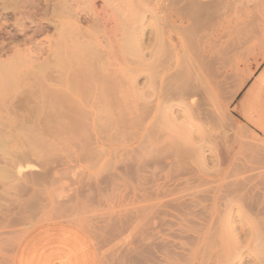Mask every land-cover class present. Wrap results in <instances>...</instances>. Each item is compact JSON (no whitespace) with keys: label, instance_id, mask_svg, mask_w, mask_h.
I'll use <instances>...</instances> for the list:
<instances>
[{"label":"rangeland","instance_id":"374dc122","mask_svg":"<svg viewBox=\"0 0 264 264\" xmlns=\"http://www.w3.org/2000/svg\"><path fill=\"white\" fill-rule=\"evenodd\" d=\"M62 1H64V0H57L54 2L55 3L57 2V6L58 5L60 6V7L58 6V8H62L61 6L68 5V7H70L71 11L69 8H67V6L63 7V9L65 8L64 10H66V8L69 9L70 12L69 11L68 12L70 14L67 13L68 14L67 15L65 13L66 11L64 13H62L63 9H60V12H58V14L60 16L65 17V18L58 17V20L64 21V22L68 21V23H75L74 25H77V27H78L77 30H75L73 32V36L75 37V39L78 40V38L79 39L81 38L80 40L77 41L78 42L77 44L81 45V43H80L81 41L84 42V41H88L90 39H94V40H97L99 42V50H101L99 52V59L100 60L99 59H97L98 61L95 60L97 62V64L96 63L95 64L97 66L101 65V64L103 66L104 65L106 66V67L104 66L106 71H104L103 78H105L107 76V78H108L107 80L111 82V83L110 82L109 83L110 84L114 83V85L112 84V86H110V84L107 82L108 88H109V91L107 93L110 92L108 95H111L112 97L116 96L115 100H118V101H115V100L113 101V98H111V96H107V93H106L104 100L107 103H105V104L102 103V104L105 106L108 105V108L110 110H107L108 108L105 107L103 109V112L104 111L109 112L108 116L106 115L107 113L105 112V115H106L105 120L109 119L112 122L114 120V123L112 125V123H109L111 121L106 120L107 121L106 122L103 118L101 119V117H103V115L100 114L99 111L95 110L96 111L95 112L94 109L93 110L92 109L87 110L90 108V107L87 108L88 106H86V109H85V106L83 107L82 104L80 105V102H78L80 99L77 97L76 100L73 102L74 104L69 103L68 107L72 108V111L69 108V111H71V112H69L68 109H66L67 107H65V108L62 107L61 111H60L63 119L65 117L66 118L65 120H67V122L69 121L68 125H69L70 121H73L74 123L77 121L78 124L75 123L76 124V126H75L76 130L73 131V130L68 128V125L65 126L62 123H61V125H59L58 123H60L61 120H60V122H58V121H59V119H61V117H59V119H57L58 123L56 121H53V120H48L47 125L48 124L54 125V129L58 128V126L60 127L57 129V131L59 132V133L57 132V134H60V135L56 136L57 134L54 135L50 132L45 133V135H43L42 137H43V140L46 137L45 142H47V146H46V143L45 144L42 143V144H44L43 146L42 145L41 146H39V145L34 146V143L31 142L32 140H30V139L27 140L25 138V140H23V138L19 137V136L17 138L13 137L15 135V132L13 131L12 128H9V127H7L8 128L7 130L4 129L5 131H3L7 134H3V133H1L2 132L1 130H3V128H2V126H0V141L3 142L4 140H2V139L5 138L7 140V143L10 144V145H8V149L6 148L7 151L4 150L5 153L10 151V152H8V156H7V153H6V156H4V154L3 155L1 154V151L3 149H1V151H0V168H1L0 170H5L6 169L5 167L8 168V170H6V172L3 171L5 173H7L8 176L3 175L2 171L0 174V264H14L19 246L22 243V241H21L22 237L25 234H30L34 229H36L40 226H43V225H48V224H67V225L78 227L81 230H83L85 233H87L89 235V237L91 238L93 244L95 245L96 249H97L100 264H141V263L142 264H152L153 263L152 258H151V256H148V255H152V250L149 251L146 244L142 241L143 239H139V238H144V236H146V232L144 231V234H145L144 235L142 233V230L138 229L141 233L139 236V233H137L138 230L136 231L139 224H137L136 225L137 227L135 228V222L137 223L136 220H138V215L136 212L137 210L135 208H138V207L143 206L145 204V203H143L140 205V203H142V201H141V199H139L137 197H142V200H143V197H145V194H146V189H147V191H149L151 185H149V184L146 185V182L143 181L141 183V185H140L141 187H140L139 182L136 179L137 178L136 173H134L133 170H135L136 167H142L143 166V167H148L147 170L149 173H152L154 171L159 173L160 171H162L160 173L162 176V179L160 181L158 180V185L159 184L162 185L163 183H167V182L176 183L178 179H181V176L183 174L184 175L182 176V178L186 177L187 179H189V178L194 177L193 179H195V178L197 179L198 177H196V175L199 176V173L201 176L208 169H209L208 170L209 173H213L214 171L217 170L215 167L221 168L220 166H224V165H226V163L228 165H231L234 162L243 163V164L245 163V161L250 162L251 159H247V157L250 156L249 153H251L250 147L248 145L249 141L252 142L251 143L252 148H254L253 146H255L254 144H256L255 149H257V150L262 149L264 151V112H263L264 108L259 107L258 106L259 103H256V100L254 99L256 88L258 86L259 77L264 75V56H263L264 55V0H260L261 2L263 1L262 3L259 0L258 1L254 0L256 3L258 2L257 4L254 1L251 2V4L249 3L248 4L249 7L247 9H245L246 11L244 10V11H242L243 13H241L242 17L239 14H237V15L235 14L236 16L232 17L234 15L233 14L231 16L232 19H231V17L229 18L230 22L228 21L229 23H231V21L234 20V22H232L233 24L231 23L232 26L231 25L229 26V23L226 24L227 25L226 26L227 31L225 32V34H223L224 36H222V38H221L222 40H224L223 38H226V36H227V38L225 39L226 43H225V41L223 42L220 39L219 43L221 45L218 44L219 46H221L220 48L224 47V49L223 48L221 50L219 49V51L222 52V53H219V56H218V59L221 58L220 61H218L219 62L218 65L220 64L219 69H221L220 71L222 73L224 72L223 75L225 78H228V77L230 78V81H229V79L226 81L227 82L229 81L230 86H232L233 88L228 86L229 87V88L227 87L228 93H234L237 90L236 88L240 87L238 84L244 83V85H243V88L241 89L239 95L236 97V99L234 101H232V103L229 104L230 106L227 109L228 111L226 110V112L224 114V116H225V118H223L224 120L223 119L221 120L222 122L220 124L223 128V129H221L222 131L221 130H220V132L218 131L221 128V126H220L219 129L217 130V132L219 134H216L214 132H210V133H207V135H206L207 138H205V140H203V141L196 140L197 141L196 145L198 143L200 144V142H202V143L204 141L206 142V143L204 142L205 144L203 143L202 145H200L203 147H200L198 144L197 146H199V148H197L196 145H194V144H193L194 146H192L194 148H190L191 144L189 145L187 143L184 136L181 135L182 136V138H181L180 134H178V139L173 140L174 135H177V132H176L174 127H172V128H174V131H172V130L170 131V129L167 128L170 126H174V122H172V119H173L172 116L174 117V119L177 120V118L179 117L177 115H179V114L182 115L181 109L179 108L178 104H176V103H178V99H176V101H173L171 103L170 108L172 110L169 108V110H171V112L168 111V116L170 113L173 114V115H170L171 117L169 116L171 119V122L173 124L170 122V119L168 117L164 116L163 114H161V115L159 114V113H161L160 107H162V106H160V105H162V104L160 103V98L158 96H161V95H163L162 94L163 92H166V90L160 89L162 86L161 82H163L165 84L166 79L167 80L169 79V81L171 80V82L173 84L171 82H169V86L172 87V88L170 87L169 89L171 91L174 90L172 92L170 91L172 93L171 96L173 97L172 100H175L174 95L176 96V98L178 97L176 94V91H178L177 88L179 86V83L177 81H175V78H173V77H175L174 75H176L175 73H177L176 70H178L175 67L177 66V64H176L177 60L179 62L180 55H181V53L178 51V49H180V43H184V41H186L184 39H185V36L187 34L186 35L183 34L182 30L184 29V31H185L187 29L188 26H186V25H189V21H186L183 17H181L183 15L178 14L179 11L175 12L176 10L174 8H176V6L179 3L180 4L177 6V7H179V8H177L178 10H180V7L185 8L186 2L188 0L186 2H185V0H181L180 2H179V0H176L175 1L176 5H173L174 3H172V1H174V0H172V1L171 0H119L120 17H119L118 21H116V17L114 14L115 7H116V5L118 6V3L114 2L113 0H88V1L87 0H72V1L67 0V2L65 0L63 2V3H65L64 5L61 4ZM177 1L179 2L178 4H177ZM191 1L192 0H189V4H194V3H190ZM193 1L197 5L199 3L202 4V2H204V0L203 1L198 0L199 3H196L197 0H193ZM210 1L211 0H208V1L206 0V2H208V3H210ZM213 1L218 3L219 0H216V1L212 0L211 2H213ZM221 1L222 0H220L219 2H221ZM224 1H222L223 2L222 4H224V5H222V8H221V5H219V7H218V5L216 3L213 4V5H217L214 8L218 7L217 9H215L217 13L214 11L216 15L218 14V12H221L222 10H223L222 12L227 10V8L225 9V7L228 6L229 1L228 0H224ZM227 1H228V3H227ZM70 2L71 3L73 2V4L71 5ZM145 2H146V4H145ZM181 2L184 4V6L181 5L182 4ZM206 2H204V3H206ZM234 3H237V0H234L233 3L231 1L229 4H232L231 6H234L233 5ZM252 4H253V6H255L254 4H256L257 7L255 6L254 7L255 9H253ZM73 5H75V6H73ZM165 5L167 6V8L168 7L169 8L167 9L165 7ZM250 5L252 7H250ZM163 8H164V10H163ZM170 8H171V10L174 11V13H173V11L170 10ZM214 8H213V10H214ZM165 9H166V11H165ZM88 10H89V13H88ZM182 10H184V9H181V11ZM162 11L165 13H163ZM181 11H180V13H182ZM76 12H77V14H76ZM166 12L168 14L170 12V15L168 16V14H166ZM245 12L249 13V14H245ZM74 13L78 16L75 17ZM164 14H166L168 16V18L171 17L170 20L175 19L174 22L175 23L177 22L176 23L177 26L175 24L176 28L178 27V25H180L179 28H181V29L183 27V29L180 30V33L183 34V35L181 34L183 36V39H182L181 35H178L179 38L181 37L180 39H182L181 40L182 42H178L179 41L178 36L175 35V33L172 35L174 37V38L172 37V39H175L177 41H173L172 39H169L168 35L166 34V31L164 32V28H168V26L165 24V21H164L165 17H166V15H164ZM176 14L178 16L179 15L180 16L179 17L177 16L178 18H176ZM182 14H184V16H186L187 12L185 11V13H182ZM69 15H71V16H69ZM73 15H74V17H73ZM172 17H173V19H172ZM235 17H236V19H235ZM162 18H164V19L162 20ZM179 18H181L180 19L181 23H179V21H178ZM216 18L217 19H216L215 23H217V22H219V20L225 18V16L219 17L221 19H219L218 17H216ZM77 19H79L81 21H79ZM226 19L229 20L228 18H226ZM58 20H57V23H61ZM170 20H167V21H170ZM57 26H58L59 30L54 25L55 29L52 28L49 30V32L43 33L39 37H36L33 41L34 43L36 41L35 44L33 43V46H35V47L32 46V43L27 44V45H29V44L31 45V46L29 45V47H27L26 45L25 46L23 45L24 47L22 46V49L25 48L26 50L25 49H23V50L26 52H27V48H28V50L31 48H33L34 50H39V48L41 46L40 50L38 51V58L36 56L37 51H35L34 55L32 53V56L35 57L36 59L32 60L31 65H27L28 68L31 66H35L34 64H36V63H38L37 65H39L41 63V65L45 64V66H46L47 65L46 60H47V63H49L48 65L50 66V64H52L54 62L53 60L55 58L58 59L61 56V53H62L64 60L66 59L64 62V66H66L68 70L59 68L57 66H56V69H53L54 68L53 65L56 62L50 66V68L53 67L52 69H50L49 66H46L48 69L46 70L47 74H46V71L44 70V73H45L44 77L45 78L47 77V81L44 78V80H43L44 82L42 81L44 83V84H42V87H43L42 89H44L43 91H46L47 94H48V92L50 93L49 90L51 89V87H53L52 85L55 84V82L58 81L57 84L59 83V80H60L59 78L63 77V78H61V80L62 79L70 80V78L73 80L74 79L73 75L75 76L76 75L75 72H77L74 70V68H76V66L79 65L78 60L76 58L74 59L71 57V55L74 56L72 54L74 47L71 45H73L74 43L76 44V41L73 42L70 38H68V36L62 37V33H63L62 30H64V32H65V30L68 29L67 26H65L64 27L65 29H62V30H60L62 27L61 24L60 25L58 24ZM117 28H118V30H117ZM179 28H177V29H179ZM7 29L6 30L8 31L9 35H10V33H12V34L14 33V31H12L11 27H10V29L9 28H7ZM230 29L231 30L233 29L232 30L233 32H231ZM187 31L188 30H186V32ZM229 31L232 34L229 33ZM58 32H60L61 34H59ZM162 32L165 33L164 38H167V39H165L164 43H168L167 47H168L169 52L168 51L167 52L170 53L169 54V56L171 55L170 57L168 56V53H166V50H167L166 46H164L163 44H162L163 45L162 49L164 50V52L160 51L161 54L158 56H156L155 52H154V50L156 51V46H157V43L159 42V39L162 38V35H163ZM186 32H184V33H186ZM226 33H227V35H226ZM129 34H134L135 39H136V49L134 48V54H132L128 51L129 47L127 45V39H128ZM228 34H229V36H228ZM81 35H85V36L83 37ZM2 36H3V38H0V40L1 39L2 40L5 39L3 41L7 40L6 44H8V43L10 44L11 43L10 40L11 41L13 40L12 37L8 38L10 36H7L6 38L9 39V42H8V39L5 38L6 35L2 34ZM74 37H72V38H74ZM20 40H22V39H19L16 41L20 42ZM71 41H72V43H71ZM38 44H40V45H38ZM169 44H173V45H169ZM222 44H224V45H222ZM11 45L15 46L16 44L11 43L10 46ZM52 45L53 46L58 45V47L60 49H62V48L65 49L64 46H67L70 50H68L66 47L67 50L62 49V51L60 52V54L58 56L52 55L55 57L54 58L51 56L52 53L50 54L51 50L50 51L48 50L52 47ZM71 47H72V49H71ZM176 47H178L177 50H176ZM20 49H21V46H20ZM70 51L72 52L71 55L69 54ZM135 51H136V53H135ZM176 51H178L179 55ZM47 53H48V56H47ZM65 53H68L70 55L69 58H68V54L66 57ZM175 54H176V56H175ZM221 54H222V56H220ZM12 55H13V53L10 52L5 57L3 56L2 59L7 60L10 58V57L8 58V56H12ZM160 56H163V57H160ZM40 57H42V59ZM70 57L74 61L77 60V62L76 61H75L76 63H74V61L71 62V60H69ZM57 59H55V61ZM41 61H44V62L42 63ZM100 61H101V64H100ZM163 61H164V64H162ZM167 61H168V63H167ZM159 62H160V66L158 65ZM66 63H67V65H66ZM68 63H70V64H68ZM72 64H74V65H72ZM79 66H81V65H79ZM66 67H64V68H66ZM79 68H81V67H79ZM79 68H78V72L82 69V68L81 69H79ZM72 69L74 71L73 72L74 74L72 73ZM49 70L50 71L56 70V72H58V73L55 72L56 74L55 73L53 74V72H50ZM59 71H61V72H59ZM48 72H50L49 80H48V76H49ZM98 72H102V71L98 70ZM59 73H61V74H59ZM70 74H72V75H70ZM227 74H228V77H227ZM260 74H262V75H260ZM99 75H101V73ZM104 75H106V76L104 77ZM111 75H112V77H111ZM59 76H61V77H59ZM246 76L249 77L248 80H247ZM57 77H58V79H57ZM156 77H158V78H156ZM155 78H156V80H155ZM244 80L247 82H245ZM156 81H158V83ZM30 82L33 83V80H30ZM52 82H54V83L52 84ZM116 83H117V85H119V87L117 85H115ZM227 85H229V83ZM235 85H237V86H235ZM45 87L46 88L50 87V89H46ZM111 87H114V88H111ZM113 89H115V90H113ZM252 89L254 90L253 92L251 91ZM117 90H118V92H117ZM142 90H143V92H142ZM160 90H161V92H160ZM30 91L31 90H29L28 92H26L24 94H21L23 97L21 95L16 96V98L12 97L11 100L9 99L10 102H7V105L4 104L3 106H0V108L3 107L2 110L0 109V115L2 113V116H3V119H1L2 116H0V119H1L0 122L6 123L4 121V119H8L7 117L10 116V115H7L8 114L7 110L9 108H13V105L15 106V104H17V102L19 100L22 101L21 99H23V101H24V102L22 101V103H23L22 107H23L24 113H23V111L21 112V110H22V107H21V110H20L21 114L23 113L24 116L29 121L35 120L34 119L36 116L35 111L37 110V108H35V107H37L38 101L36 99L33 100V98H31L32 96H30V94H31ZM51 92H52V90H51ZM170 92H168V93L170 94ZM96 93H99V91H96ZM113 93H115V94L113 95ZM173 93H174V95H173ZM251 93H253V94H251ZM139 94H143V96H144L141 98L142 105H141V103H139L141 106L138 104V102H139L138 95ZM24 95L27 96V99H26V97H24ZM31 95H33V92ZM48 95L50 96V94H48ZM49 96L47 99L48 100L50 99V100L49 101L47 100L46 101L47 103H50V101H51L52 96H50V97ZM28 97H30V98H28ZM107 97H108V99H107ZM122 97H126V99L123 98L125 101L122 99ZM248 97H249V99H248ZM25 99H26V101H25ZM109 100H110V102H111V100L113 102L109 103L108 102ZM157 100H158L160 105H158ZM245 100H246V102H245ZM33 101H34L35 105L33 103H31ZM105 101H103V102H105ZM26 102H28V103H26ZM99 102L97 101L98 104H99ZM114 102L116 103L115 105H113ZM75 103H76V105H75ZM117 103L118 104L120 103L121 106L120 105L116 106ZM29 104H31L33 106L31 107V105H29ZM78 104H79V106H78ZM98 104H97V106H98ZM174 104H176V106ZM172 105H174V106H172ZM73 106L74 107L77 106V109H80L81 111L75 109L76 107L74 108ZM156 106H158L159 109H156V108H158ZM115 107H117V108L119 107L118 109H120V110H118L117 108L115 110ZM138 107H140V108L142 107L141 108L142 110ZM173 107H174V109H173ZM242 108H244V109L242 110ZM26 109H28V110H26ZM84 109L86 111H88V113L85 112ZM113 109L115 110V113H114ZM234 109L235 110H237V109L241 110V112L244 111L243 113H245V114L247 113L248 115H251L252 109H253L254 110L253 113H255L253 115L254 116L253 119H256L254 121L259 123L260 122V119H259L260 116H263V122H262L263 129L261 130V128L259 126H255L251 122L248 123V121L246 119H244L241 115L239 116V114H236ZM261 109H262V113H261ZM65 110H66V112H65ZM74 110L76 112L75 116H77L78 118L82 114V117H80L78 120L76 119L77 117L75 118V116L73 114ZM91 110H92V113H91ZM159 110H160V112L158 113ZM89 111H90V114H89ZM121 111H123V112L120 115V113H118V112H121ZM256 111L259 113L256 114L257 113ZM84 112H85V114L87 113L86 115L88 117L86 115H83ZM174 112H176V113L174 114ZM65 113H67V114H65ZM93 113H94V116L92 115ZM110 114H112V115L110 116ZM99 115H101L100 118H99ZM83 116H85L86 118ZM176 116H177V118H176ZM257 116H258V118H257ZM118 117L121 119L118 120ZM165 117L167 118V122H165L166 121ZM30 118H33V119H30ZM159 118H161V119H159ZM74 119H76V120H74ZM84 119H85V121H84ZM97 119H98V122L100 121V119L104 122V123H100L101 121L99 122V124L102 126L96 125L97 121H95V120H97ZM227 119H229V120H227ZM257 119H259V120H257ZM81 120H83V121H81ZM89 120H91L89 122V124L91 123L92 127L88 124ZM116 120H117V124H116ZM160 120H162V121H160ZM79 121H81V124L79 123ZM85 122H86V125H85ZM17 123H18V121H17ZM166 123L169 126L166 125ZM179 123H180V121H179ZM27 124H28V122H27ZM83 124L86 127H83ZM107 124H109L110 126L112 125V129L109 126L107 127ZM119 125H120V127H119ZM223 125H224V127H223ZM165 126H167V127H165ZM3 127L5 128V126H3ZM66 127L68 128V130L66 129ZM82 127L84 128V131L88 129V131H85L87 134L84 135V132L82 131L83 129H81ZM88 127H90V128H88ZM94 127H95V129H94ZM79 128L81 130H79ZM39 129L42 131L46 130L45 128H42L40 126H39ZM60 129H61V131H63V130L64 131L61 132ZM65 129H66V131H65ZM104 129H106L105 132L107 135H105ZM166 129H167V131H166ZM69 130H70V132H69ZM101 130L103 132V133L101 132L102 134H100ZM107 130H109L110 132L109 131L107 132ZM112 130H114V131H112ZM168 130L170 131L169 133H168ZM67 131H68V133H67ZM92 131H95V132H92ZM11 132H12L13 136L11 135ZM78 132H81V135ZM166 132L168 134L171 133L170 136L173 135L175 132L176 133L171 138L168 136V134ZM8 133H9V135H8ZM75 133H76V135H75ZM119 133H121V134H119ZM156 133H159L162 135H157ZM49 134H50V136H49ZM164 134L167 135L168 137L166 138V136ZM208 134L211 136L209 137ZM4 135L7 136L8 138L5 137ZM82 135H84V136H82ZM117 135H119V136H117ZM194 135H195V138L193 139V141H195L196 138L198 139L197 132H196V134H195V132H193V137H194ZM162 136H164V137L162 138ZM179 136L181 139H184V141H186V145L188 144L187 146L189 147V149L187 148L186 145L184 146V144H182L185 142L179 141V139H180ZM61 137H62V139H60ZM157 137H158V140H157L158 142L160 141L159 138H161V141L163 140L162 142L160 141V144L156 141ZM245 137H247L250 140L247 142L246 141L247 139ZM164 138L167 140V143H166V140ZM241 138H243L244 141H241L242 140ZM6 140L4 142H6ZM170 140H173L174 143L175 142H177V143L173 144V142H170ZM255 140H258V141H255ZM178 141L181 143L180 144L181 150L178 149L179 148ZM191 141L189 143L193 142V141L192 142ZM241 142L244 143L243 144L244 146H242ZM29 143L31 146L29 145ZM170 143H172L173 145ZM176 144H178V145H176ZM260 144H261V146H259ZM168 145L175 146V148H172V146H168ZM36 146L38 148L35 151ZM182 146H184V147H182ZM27 147L30 148L32 151L30 149H28ZM170 147H171V149H170ZM195 147L197 149H195ZM166 148L169 149L170 151L167 150ZM182 148H185V151ZM177 149L181 153L178 152ZM187 149L190 151V153L192 155H194V156H192L193 159L191 158V154L189 153V151ZM193 149L197 152L199 151V153H197V154L195 152L192 153L194 151ZM171 150H173V153L174 152H176V153H174V154L172 153L173 155H169V153H167V152L171 153L172 152ZM12 151H13V154H12ZM186 151L188 152V154ZM243 151H246L248 153L247 157H245L247 154V153L245 154V152H244L245 156L242 155ZM177 152L180 154H182V152H183L182 157L181 156L178 157ZM14 153H16V155ZM237 153H240V154H237ZM9 155H10V157L12 155L13 156L14 155L20 156V157L17 156V158L16 157L12 158L13 157L12 156L11 159L12 160L14 159L13 163H16V162L21 163L22 162V165L20 164V167L22 169L19 168V163H16L15 167L13 166L14 164L12 163V160L6 158V157L9 158ZM163 155H165L166 158H164ZM183 155H185V156L183 157ZM188 155H190V156H188ZM169 156L172 160L169 158ZM185 157H187L188 159L187 158L185 159ZM236 157H237V159H236ZM239 157L241 158L240 160H239ZM20 158H21V160L22 159L23 160L21 161ZM202 158H203V161H202ZM221 158H223V159H221ZM136 159H137V161H136ZM194 159H195V162L193 161ZM157 160H160V161L157 162ZM175 160L177 163L175 162ZM199 160H200V162H196ZM146 161L149 164L148 163L145 164ZM169 161H170V163H169ZM226 161H228V162H226ZM160 162L164 165H168L167 163H169V165L172 164L173 166H172V168H170V166H166L167 167V168L165 167L166 169L165 168H163V169L159 168V170H158L157 166L161 167V165H162V164H160ZM215 162H216V164H214ZM129 163H131V165ZM151 163H153L152 164L153 166H149ZM198 163H200V164H198ZM220 164H222V165H220ZM135 165H136V167H135ZM174 165L177 166L178 169L177 168L174 169ZM129 166H132L133 169L130 168ZM127 167H129V168H127ZM9 168H11V170ZM15 168H18V169H15ZM205 168H208V169H205ZM213 168H214V170L212 171ZM121 169H122V171H121ZM171 169L173 170L172 173H171ZM191 169H193V170H191ZM210 169H211V171H210ZM127 170H129V171L127 172ZM151 170H152V172H151ZM176 170H177V173H176ZM183 171L184 172L186 171V172L183 173ZM190 171H193V172L191 173ZM208 171H207V173H208ZM123 172H125V173H123ZM181 173H182V175H181ZM129 174H131V175H129ZM117 175H120V177ZM126 175H129L130 177L132 176V178H130L129 176L127 178ZM146 175H148V174H146ZM117 177H119L121 180H119V178H117ZM170 178H172V179H170ZM13 179H15V181H13ZM107 179L109 180L108 182L111 183V185H109V183H107ZM10 180H12V181H10ZM143 183L147 187H145L143 185ZM107 184L109 186H107ZM118 184L121 187H119ZM114 185H116L117 187H115ZM206 186L207 185L202 186V188H200V189L209 188ZM208 186H210V185H208ZM131 187H132V189H131ZM113 188H114V190H113ZM119 188H120V190H118ZM138 188L140 191L138 190ZM98 189H101V190H98ZM143 191H145V192H143ZM135 192L139 193V196L137 194H135ZM128 193H129V195H128ZM186 193L188 194V192L183 191V194H186ZM104 195H106V196L104 197ZM130 195H131V199L129 202L128 197H130ZM135 195H137V196H135ZM101 196L103 197L102 199H101ZM99 197H100V200H99ZM124 199H127V200H124ZM136 199H137V203L135 202V204H136V207H135V205L133 206V202H134V200L136 201ZM127 201L129 202L128 205L126 204ZM138 203H139V206H138ZM133 210H134V212H133ZM130 211H132V212H130ZM232 213L234 214L233 224L238 229L239 228L238 226H240V224H239L240 218L244 217L245 215H248V213L241 212L239 214L236 212V210L235 211L233 210ZM127 214H128V216H127ZM133 214H136V215L133 216ZM88 225H89V227H88ZM237 232H239V231H237ZM142 234L144 236H142ZM141 246L144 248V252H141V251H143ZM137 247H139V248H137ZM138 249H139V252H138ZM246 249L243 250L244 256L242 257V259L239 260L238 262L235 261V264H237V263L238 264H251V262L253 263V261H252L253 257H252V255H250L249 251ZM136 251H137V253H136ZM140 253H142V256H140ZM150 260H151V263L148 262Z\"/></svg>","mask_w":264,"mask_h":264},{"label":"bare ground","instance_id":"6f19581e","mask_svg":"<svg viewBox=\"0 0 264 264\" xmlns=\"http://www.w3.org/2000/svg\"><path fill=\"white\" fill-rule=\"evenodd\" d=\"M54 1H57V0H44V1L43 0H0V38H3L2 34L3 35L5 34L6 35L5 38L7 36H10L8 38L12 37L13 40L12 41L10 40V42L16 44L15 46H12V45L10 46L11 43L6 44L7 40L6 41H3L5 39H3V40L1 39L2 41L0 40L1 41L0 42V106H3L4 104L7 105V102H10L9 99L11 100L12 97L16 98V96H18V95L20 96L21 94H24V93L28 92L29 90H31L33 92V95H31L32 92L30 91V93H31L30 96H32L31 98H33V100L36 99L38 101L37 107H35V108H37V110L36 111L34 110L35 115H36L34 118L35 120L29 121L23 114L24 113V110L22 107L23 99L20 98L22 101L19 100L17 102V104H15V106L13 105V108H9L7 110V112H8L7 115H10V116L7 117L8 119H4V121L6 123L0 122V124L2 123L0 126H2V128H3V130H1L2 131L1 133L7 134L3 131L7 130L8 129L7 127L12 128L13 131L15 132L14 136L11 132V135L13 137L17 138L19 136V137H22L23 140H25V138L27 140L30 139V140H32L31 142L34 143V146L35 145H37V146L42 145L43 146L45 143L47 146V142H45L46 137L44 138V140L42 137L43 135H45V133L50 132L54 135L57 134V132H58L57 129L60 127L57 125L58 128L54 129V125L48 124L50 126L49 127L47 125L48 120H53V121L57 122V119H59V117H61V119H59V121H58V122H60V120H61V122L60 123L57 122V123L59 125H61V123L65 126L68 125L69 121L67 122V120H65L66 119L65 117L63 119L60 111H61L62 107L63 108L67 107L66 109H68V111H69V108H70V107H68L69 103H73L77 97L80 99V100L78 99L79 100L78 102H80V105L82 104L83 107L85 106V109H86V106H88L87 108H89V107L90 108L87 110H90V109L93 110L94 109V111L95 110L99 111V113L103 115V117H101V115H99V118L101 117V119L103 118L105 120L106 115L108 116V113H109L106 111L103 112V109L105 107L108 108V105L105 106L103 104L107 103L104 99H105L106 93L109 91L108 83L110 82L107 80L108 78L106 75H104V77L105 76L106 77L103 78L104 71H106L105 70L106 66L104 65L105 66L104 67L101 64V61H100V64L102 66L101 65L97 66L96 65L97 62L95 61V60L99 59V52L101 51V50H99V42L97 40L90 39V40L84 41V42L79 41L81 43V45L77 44L78 43L77 41L81 39V38L80 39L78 38V40H77L73 36V32L75 30H77V28H78L77 25H74L75 23H68V21L64 22V21L58 20V17L65 18V17L60 16L58 14V12H60V9H63V7H65V6H67V8H69V9H70V7H68V5H64L65 4V3H63L65 1L64 0L61 3L64 6H61L62 8H58L59 5L57 6V2L55 3ZM113 1L118 3V6L116 5L115 11H114L116 21H118V19L120 17L119 0H113ZM175 1L176 0L172 1V3H174L173 5H176ZM180 1L181 0H179V2ZM186 1L187 0H185V2ZM197 1H196V3H199L200 0L198 2ZM211 1H210V3H208V2H206V0H204V2H206V3L202 2V4L199 3L197 5V4H195V2L193 0L190 3H194V4H189V0H188L186 2L185 8L180 7V10L177 9V8H179L177 6L180 4L177 1V4L178 3L179 4L176 6V8H174L176 10L175 12L179 11L178 14L183 15L181 17H183L186 21H189V25H186V26H188L186 29V30H188L187 31L188 33L186 32V30L184 31L182 26L181 27L183 30L181 28H179L180 25H178L177 28H179V29H177L175 27V24L177 23V22L176 23L174 22L175 19L170 20L171 17L168 18V16L170 15V12L174 10L172 7L171 8L173 10H171V8H170L171 11L169 10L170 11L169 14L166 12V14H168V16L166 14H164L167 17V18L165 17L164 21H165V24L168 26V28H164V32L166 31V34L168 35L169 39H172V37H173L172 35L174 33L177 36L181 35L182 33L185 35L187 34V35L186 36L184 35L185 36L184 40H186V41H184V43H180V49H178V47H176V50L178 49V51L181 53L180 59L178 58L179 62L177 60V63H176L177 66L175 65L176 66L175 68L178 70H176L177 73H175L176 75H174L175 77H173V78H175V81H177L179 83V86L177 85L178 91H176V94L178 97L176 98V96L174 95V93H175L174 92L173 95H174L175 100H172L173 97L171 96L172 95L171 92L174 90L171 91L169 89L171 87V86H169V82H171V80L169 81V79L168 80L166 79L165 84L163 82H161L162 86L160 89L166 90V92H163L162 93L163 95L158 96L160 98V103L162 104V105L159 104V102H158L159 99H158L157 100L158 105L162 106V107H160L161 113H159L160 110L158 111V113L160 115L163 114L164 116H166L170 119V117H171L170 115H173L170 113L169 114L170 117L168 116V111L171 112V110H172L170 108L171 103L173 101H176V99H178V103H176V104H178L179 108L181 109L182 115L181 114L177 115L178 114L177 113L176 115L179 116L178 118L176 116L177 120L174 119V117L172 116V118H173L172 122H174V126H170V127L165 126V127L169 128L170 131L171 130L174 131V128H175L177 135H174L176 132L173 134L174 135L173 140L178 139V134H180V136L182 135L185 137V139L189 145L191 144L190 148H194L192 146L196 145V143H197L196 140H199V141L205 140V138H207L206 137L207 133L214 132L216 134H219L217 132V130L221 126V124H220L222 122L221 120L223 118H225L224 114H225L226 110L229 108V106H230L229 104L232 103V101H234L236 99V97L239 95V93H240V91L244 85V83L238 84L240 87L236 88L237 90L234 93H228L227 92V89L229 88L228 86H230V82H229L230 78L228 77V74H227L228 78H225L223 75L224 72L222 73L220 71L221 69H219L220 64L218 65V63H219L218 61H220L221 58L218 59V56H219V53H222L219 51V49L220 50L222 48L224 49V47L220 48L221 46H219V45H221V44L219 43V41L222 38V36H224L223 34H225V32L227 31L226 30V26H227L226 24L230 22L229 18L233 14L234 15L232 17L236 16L237 14L241 15V13H243L242 11H244L245 9H247L249 7L248 4L249 3L251 4V2H253L254 0H237V3L233 4L234 6H231L232 4H229L231 1L233 3L234 0H228L229 1V3L227 1L228 6L225 7V9L227 8V10H226L227 12L224 11L225 12L224 13V12H222L223 10L221 9L222 13L218 12V14H217L218 16L215 14V12H216L215 9H217L219 7V5H221V8H222V5H224V4H222L223 3L222 1H224V0H222L221 2H219L220 1L219 0L218 3L214 2V1L211 2ZM66 2H67V0H66ZM214 3H216L218 5L217 8H214L217 6V5H213ZM72 4H73V2L71 3V5ZM145 4H146V2H145ZM256 4H254V5L256 6ZM181 5L184 6L183 3ZM73 6H75V5H73ZM252 6H253V4H252ZM252 6L250 5V7H252ZM255 6H253L252 8L255 9L254 8ZM165 7L167 8L166 5H165ZM67 8H66V10H64L65 9L64 8L63 9L64 11L62 10V13H64L66 11L65 12L66 14L67 13L70 14L69 12L71 11V9L69 11V9H67ZM213 8H214V10H213ZM181 9H184V10L181 11ZM163 10H164V8H163ZM165 11H166V9H165ZM180 11L182 13H185V11H186L187 12L186 16H184V14L180 13ZM88 13H89V10H88ZM163 13H165V12H163ZM173 13H174V11H173ZM76 14H77V12H76ZM76 14L74 13L75 17L78 16ZM245 14H249V13L245 12ZM74 15H73V17H74ZM69 16H71V15H69ZM177 16L178 15L176 14V18L179 17V16L178 17ZM223 16H225V18H223V19L219 18V17H223ZM216 17L221 19V20L218 19L219 22H217V23H215L216 19H217ZM232 17H231V19H232ZM241 17H242V15H241ZM226 18H228L229 20H227ZM163 19L164 18H162V20ZM166 19L170 20L171 22L167 21ZM172 19H173V17H172ZM180 19L181 18L178 19L179 23H181ZM235 19H236V17H235ZM57 20L61 23H57ZM77 20H79V19H77ZM79 21H81V20H79ZM232 22H234V20H232L231 23ZM231 23H229V26L231 25ZM58 24L59 25L61 24V26H62L60 30L65 29L64 28L65 26H67V28H68L65 30V32H64V30H62L63 31L62 37L68 36V38H70L73 42L76 41V44L74 43L73 45H71L74 47L73 53L70 51L69 54L71 55V53H72L74 56L71 55V57L74 59L76 58L78 60L79 65H81V66H79V65L76 66L77 64L75 65L77 69L74 68V70L77 72H75V74H76L75 76L73 75V77H74L73 80L71 78H70V80H65V79L61 80V78H63V77L59 76L61 78H59L60 80H59L58 84H57L58 81L55 82V84H53L54 82H52L53 87L50 86L51 89H50V87L49 88L45 87L46 89H50L49 90L50 93L48 92V94H50V96H52L50 103H47L46 101L48 100L47 98L49 95L47 94L46 91H43L44 89H42L43 88L42 84H44L43 80L45 78L44 77V74H45L44 70L46 71L48 69L46 66H49L48 65L49 63H47V60H46V64H47L46 66H45V64L41 65V63L39 62L40 63L39 65H37L38 63H36V64H34L35 66H31L28 68L27 65H31L32 60L36 59L35 57L32 56V53L34 55L35 51H37L36 56L38 58V51L40 50L41 46H40V48L38 47L39 50H34L33 48L28 50V48H27V52L23 50L25 48L22 49V46L26 45L27 47H29L30 44L27 45L28 43H32V46H33V43H34L33 41L36 37H39L43 33L49 32V30L52 28L55 29V27H56L58 29V26H57ZM54 25H55V27H54ZM176 26H177V24H176ZM10 27L12 28V31H14V33L13 34L10 33V35H9L7 28L10 29ZM117 30H118V28H117ZM180 30H182L183 32L181 31L182 33H180ZM232 30L230 29L231 32H233ZM230 31H229V33H231ZM184 32H186V33H184ZM58 33L61 34L60 32H58ZM162 34H163L162 38L159 39V42L157 43L156 51L154 50L156 56L161 54L160 51L164 52V50L162 49L163 45L166 46V49H167L166 53L169 52L168 47H167L168 43H164L165 39H167V38H164L165 33L162 32ZM182 35H181V37L183 39ZM226 35H227V33H226ZM81 36L84 37L85 35H81ZM228 36H229V34H228ZM72 37H74V38H72ZM8 38H6V39H8ZM180 38L178 36V40H179L178 42H182L181 41L182 39H180ZM226 38H227V36H226ZM226 38H223L224 40H222V39L221 40L224 42ZM19 39H22V40H20V42H17L16 40H19ZM172 40L177 41L175 39H172ZM72 41H71V43H72ZM8 42H9V39H8ZM35 43H36V41H35ZM225 43H226V41H225ZM38 45H40V44H38ZM58 45H55V46L52 45L51 48L49 47L50 49H48V50L49 51L51 50V52H50V54L52 53L51 56L52 55L58 56L60 54V52L62 51L63 48L60 49L58 47ZM127 45L129 47L128 51L130 53L134 54V48L136 49V39H135L134 34H129L128 39H127ZM169 45H173V44H169ZM222 45H224V44H222ZM20 46H21L22 50L20 49ZM33 47H35V46H33ZM64 47L66 49L67 46H64ZM65 49H63V50H65ZM67 49L70 50L68 47H67ZM71 49H72V47H71ZM178 51H176V52L178 53ZM10 52H12L13 55L8 56V58L10 57L9 59L3 60L2 57L3 56L5 57ZM135 53H136V51H135ZM65 54L67 57L68 53H65ZM69 54H68V58L70 56ZM169 54L170 53H168V56H169ZM176 54H175V56H176ZM178 55H179V53H178ZM47 56H48V53H47ZM163 56H160V57H163ZM220 56H222V54ZM52 57H54V56H52ZM71 57L69 60H71V62H72L74 60H72ZM40 58L42 59V57H40ZM55 59H57V58H55ZM55 59L53 60L54 61L53 63H55V62L56 63L54 65H53V63L50 64V66L53 65L54 68L53 67L50 68V66H49L50 69H52V68L56 69V66L59 68H62V69H67V67L64 66V62L66 59L64 60L62 53H61V56L56 61H55ZM77 60H75V61L77 62ZM75 61H74V63H76ZM164 61L162 64H164ZM168 61H167V63H168ZM41 62L43 63L44 61H41ZM68 64H70V63H68ZM66 65H67V63H66ZM72 65H74V64H72ZM158 65L160 66V62ZM64 67H66V68H64ZM79 67H81L82 69ZM78 68L81 69L79 72H78ZM98 70L102 71V72H98ZM61 71H59V72H61ZM50 72H53V74H54L56 72V70L55 71L51 70ZM50 72H48V75H49L48 80L50 77ZM73 72L74 71L72 69V73ZM56 73H58V72H56ZM100 73H101V75H99ZM46 74H47V71H46ZM59 74H61V73H59ZM70 75H72V74H70ZM260 75H262V74H260ZM111 77H112V75H111ZM156 78H158V77H156ZM156 78H155V80H156ZM57 79H58V77H57ZM228 79H229V81L227 82L226 80H228ZM248 79H249V77H247V80ZM30 80H33V83H31ZM45 80L47 81V77L45 78ZM156 82L158 83V81H156ZM245 82H247V81H245ZM228 83H229V85H227ZM112 84L114 85V83H112ZM112 84H110V86H112ZM115 85H117V83ZM117 86L119 87V85H117ZM235 86H237V85H235ZM114 87H111V88H114ZM230 87H232V86H230ZM51 90H52V92H51ZM113 90H115V89H113ZM96 91H99V93H96ZM251 91L253 92L254 90L252 89ZM117 92H118V90H117ZM142 92H143V90H142ZM160 92H161V90H160ZM168 92H170V94ZM109 93H107V96H111V95H108ZM114 94L115 93H113V95ZM143 94L138 95V100H139L138 104L141 103V98L144 97ZM251 94H253V93H251ZM24 97H26V99H27V96L24 95ZM115 97L116 96H114V97L111 96V98H113V101L116 99ZM28 98H30V97H28ZM123 98L126 99V97H122V99ZM26 99H25V101H26ZM107 99H108V97H107ZM248 99H249V97H248ZM254 99L256 100V103H259V105H258L259 107L264 108V75L259 77L258 86L256 88ZM97 101L98 102L100 101L99 104L97 103ZM103 101H105V102H103ZM113 101L111 100V102H113ZM115 101H118V100H115ZM108 102L111 103L110 100ZM245 102H246V100H245ZM26 103H28V102H26ZM31 103H33L35 105L34 101ZM96 103L98 104V106ZM115 104L116 103L114 102L113 105H115ZM176 104H174V105L176 106ZM29 105H31V104H29ZM75 105H76V103H75ZM118 105L121 106L120 103L119 104L117 103L116 106H118ZM141 105H142V103H141ZM174 105H172V106H174ZM32 106L33 105H31V107ZM78 106H79V104H78ZM21 107H22V110H21ZM75 107L74 108L77 109V106H75ZM156 107H158V106H156ZM2 108H0V109L2 110ZM116 108L117 107H115V110H116ZM138 108H140V107H138ZM169 108L171 110H169ZM70 109L72 111V108H70ZM156 109H159V107ZM173 109H174V107H173ZM243 109L244 108H242V110ZM20 110H21V112L23 111L22 114H21ZM26 110H28V109H26ZM77 110H80V109H77ZM92 110H91V113H92ZM107 110H110V109L108 108ZM115 110H114V113H115ZM118 110H120V109H118ZM71 111H69V112H71ZM253 111L254 110L252 109L251 115H248L247 113L245 114V113H243L244 111L241 112V110H238V109L235 110V113L239 114V116L241 115L244 119H246L248 121V123L251 122L255 125H259V123L254 121L256 119H253L254 118L253 115L255 114V113H253ZM65 112H66V110H65ZM85 112L88 113V111H86V110H85ZM85 112L83 115L87 114V113L85 114ZM105 112L107 113L106 115H105ZM122 112L123 111L118 112V113H120V115H121ZM75 113L76 112L74 110V112H73L74 116H75ZM94 113L92 114L93 116H94ZM175 113L176 112H174V114ZM258 113L259 112H257L256 114H258ZM261 113H262V109H261ZM65 114H67V113H65ZM89 114H90V111H89ZM111 115L112 114H110V116ZM0 116H2V113ZM76 117L77 116H75V118ZM80 117H82V114ZM83 117H85V116H83ZM79 118L77 117L76 119L78 120ZM257 118H258V116H257ZM260 118H261V116H260ZM1 119H3V116L1 117ZM30 119H33V118H30ZM76 119H74V120H76ZM98 119L95 121L98 122ZM101 119H100L101 122L100 121L99 122L104 123ZM119 119H121V118L118 117V120ZM159 119H161V118H159ZM259 119H257V120H259ZM106 120H109V119H106ZM165 120H166L165 122H167V118ZM227 120H229V119H227ZM17 121H18V123H17ZM81 121H83V120H81ZM81 121H79L80 124H81ZM84 121H85V119H84ZM90 121L91 120L88 121V124ZM109 121H111V120H109ZM160 121H162V120H160ZM179 121H180V123H179ZM27 122H28V124H27ZM97 122H96V125L97 126L100 125L99 122L98 123ZM170 122H171V119H170ZM75 123L78 124L77 121ZM75 123L73 121H70L68 128L73 130V131L76 130V127H75L76 124ZM109 123H112V125H113L114 120H113V122L111 121ZM116 124H117V120H116ZM85 125H86V122H85ZM89 125L92 127L91 123ZM112 125L110 126L109 124H107V127L109 126L112 129ZM166 125H168V124L166 123ZM3 126H5V128ZM39 126L42 128H45L46 130H43V131L40 130ZM100 126H102V125H100ZM83 127H86V126H84V124H83ZM83 127L81 129H83L82 131L84 132V135H85V134H87L85 131H88V129L84 131ZM119 127H120V125H119ZM172 127H174V128H172ZM223 127H224V125H223ZM68 128L66 127L67 130H68ZM88 128H90V127H88ZM61 129H60V131H61ZM66 129H65V131H66ZM81 129L79 128V130H81ZM94 129H95V127H94ZM221 129H223L222 126L218 131L220 132ZM102 130L100 131V134L103 133ZM105 130L106 129H104V132H105ZM63 131H61V132H63ZM95 131H92V132H95ZM108 131L109 130H107V132ZM112 131H114V130H112ZM166 131H167V129H166ZM170 131L168 130V133ZM69 132H70V130H69ZM193 132H195V134L197 132V134H198V139L197 138L195 139L196 142L193 141V139L195 138V135L193 137ZM67 133H68V131H67ZM78 133H80V135H81V132H78ZM119 134H121V133H119ZM156 134L162 135L159 133H156ZM170 134H168V136L172 138L173 135L170 136ZM8 135H9V133H8ZM58 135H60V134H57L56 136H58ZM75 135H76V133H75ZM84 135H82V136H84ZM105 135H107L106 132H105ZM49 136H50V134H49ZM117 136H119V135H117ZM165 136H166V138L168 137L167 135H165ZM180 136H179V138H180ZM182 136H181V138H182ZM210 136L211 135H209V137ZM5 137H7V136H5ZM158 137H157L156 141L158 140ZM163 137L164 136H162V138ZM245 138L247 139V140L245 139L247 142L250 140L247 137H245ZM60 139H62V137ZM159 139L161 141V138H159ZM180 139H179V141L185 142V143H182L185 146L186 141H184V139H181V140ZM241 139H242L241 141H244L243 138H241ZM2 140L5 141L6 139L3 138ZM173 140H170V142H173ZM189 140L190 141L192 140L193 142L191 141L192 143H189L190 142ZM4 141L3 142L0 141V143H1L0 144V151H1V149H3L2 150L3 152L1 151V154L2 155L4 154V156H6V153H7V156H8V152H10V151H8L6 153H5V151H7L8 145H10V144L7 143V140H6V142H4ZM160 141L159 142L157 141V142L160 144ZM179 141H178L179 145L178 144H176V145H178L179 146L178 149L181 150V146H180L181 143ZM255 141H258V140H255ZM30 143H29V145H30ZM42 143H44V144H42ZM166 143H167V140H166ZM175 143H177V142H175ZM175 143L173 142V144H175ZM203 143L200 142V144L199 143L198 144L200 146ZM249 143H248V145H249L250 150H251L250 151L251 153H249L250 156L247 157L248 153L246 151H243L242 152L243 154L242 153L241 154L244 155V152H245V154L247 153L246 156L245 155L244 156L247 157V159H251L250 162L245 161L244 164L234 162L231 165H228L226 163L228 161H226L225 162L226 165L220 166L221 168L215 167L217 170L215 169L216 171H214L213 173H209V171H208L209 169L205 168V169H208L207 170L208 173L206 171L201 176L199 173V176L196 175V177H198L197 179L195 178L196 180L193 179L194 177L189 178V179H187L186 177L182 178V176L184 174L182 175V173H181V175H182V176L180 175L181 179H178L176 183L167 182V183H163L162 185H160V184L158 185V180L160 181L162 179V176L160 174L162 171L157 173L155 171L152 172V170H151L152 173H149L147 170L148 167H143V166L142 167H136V165H135L136 168H135V170H133V172L136 173V177H137L136 179L139 182V186L141 185V183L143 181L146 182V185L147 184L151 185L149 191H147V189H146L147 195L145 194V197H143V200H142V197H137V198L141 199V201H142V203H140V205L143 203H145V204L143 206L135 208L137 210L136 212L138 215V220H136L137 219L136 218L135 220L137 221V223L135 221L134 222H135V228L137 227L136 225L139 224L136 231L138 229H140V230H142L143 234H144V231L146 232V236H144L145 234L144 235L142 234V236H144V238H139V239H143L142 241L146 244L149 251L152 250V255H148V256H151V258H152V262H153L152 264H235V261L238 262L239 260L242 259V257L244 256L243 250L246 248H247L246 250L249 251L250 255H252L253 260L252 259L251 260L253 261L254 264H264V151L262 149L261 150L255 149L256 144H254L255 146H253L254 148H252L251 147L252 142L249 141ZM170 144H172V143H170ZM241 144H242V146H244L243 145L244 143L241 142ZM172 145H168V146H172ZM197 145H196V147L199 148V146H197ZM37 146L35 147V151L38 148ZM184 146H182V147H184ZM259 146H261V144ZM196 147H195V149H197ZM200 147H203V146H200ZM172 148H175V146H172ZM185 148H182V149H184V151H185ZM187 148L189 149L188 146H187ZM28 149H30V148H28ZM170 149H171V147H170ZM167 150H169V149H167ZM173 150H171L172 151L171 153L170 152H167V153H169V155H173L174 153H176V152L173 153ZM178 152H180V151L178 150ZM183 152H182V154H183ZM194 152L196 154L199 153V151L197 152L195 150L192 153H194ZM180 153H178V157H180V156L182 157V154H180ZM189 153H190V151H189ZM12 154H13V151H12ZM14 154L16 155V153H14ZM187 154H188V152H187ZM237 154H240V153H237ZM15 155L14 156L12 155L13 157L12 156L11 157L12 158H14V157L17 158V156L20 157L19 155H17V156H15ZM163 156H164V158H166L165 155H163ZM184 156L185 155H183V157ZM188 156H190V155H188ZM192 156H194V155L191 154V158H192ZM11 157L9 155V158L8 157H6V158L11 159ZM169 158H170V156H169ZM186 158L187 157H185V159ZM221 159H223V158H221ZM236 159H237V157H236ZM240 159L241 158L239 157V160ZM13 160H12V163H13ZM20 160H21V158H20ZM136 161H137V159H136ZM158 161H160V160H157V162ZM170 161H169V163H170ZM193 161L195 162V159ZM202 161H203V158H202ZM175 162H176V160H175ZM196 162H200V160L196 161ZM216 162L214 164H216ZM16 163H19V162H16ZM16 163H13L14 167L16 166ZM147 163L148 162L146 161L145 164H147ZM169 163H167L168 165H164L160 162V164H162V165H161V167L157 166L158 170H159V168L163 169L166 166H170V168H172L173 165L172 164L169 165ZM20 164L22 165V162L19 163V168H21ZM129 164L131 165V163H129ZM152 164L153 163H151L149 166H153ZM198 164H200V163H198ZM220 165H222V164H220ZM129 167L133 169L132 166H129ZM129 167H127V168H129ZM5 168H4L5 170H0V174H1V171L6 172V170H8L7 167H5ZM175 168H177V166L174 165V169ZM9 169L11 170V168H9ZM15 169H18V168H15ZM191 170H193V169H191ZM213 170H214V168L212 169V171ZM121 171H122V169H121ZM128 171L129 170H127V172ZM172 171L173 170L171 169V173H172ZM210 171H211V169H210ZM5 172H3V175L8 176V174ZM185 172L183 171V173H185ZM190 172L192 173L193 171H190ZM123 173H125V172H123ZM176 173H177V170H176ZM146 174H148V175H146ZM129 175H131V174H129ZM129 175H126L127 178ZM117 176L120 177V175H117ZM119 177H117V178H119ZM130 178H132V176ZM15 179H13V181H15ZM170 179H172V178H170ZM119 180H121V179L119 178ZM10 181H12V180H10ZM108 181L109 180L107 179V183H109ZM109 185H111V183H109ZM109 185L107 184V186H109ZM116 185H114V186L117 187ZM143 185L145 187H147L144 183H143ZM205 185H207L206 187H209V188L200 189V188H202V186H205ZM208 185H210V186H208ZM118 186H119V184H118ZM119 187H121V186H119ZM131 189H132V187H131ZM98 190H101V189H98ZM113 190H114V188H113ZM118 190H120V188ZM138 190H139V188H138ZM183 191L188 192V194L187 193L183 194ZM143 192H145V191H143ZM129 193H128V195H129ZM135 194H137L139 196V193L135 192ZM131 195H130V197H128L129 202L131 199ZM137 195H135V196H137ZM102 196H101V199L103 198ZM105 196L106 195H104V197ZM99 200H100V197H99ZM124 200H127V199H124ZM129 202L127 201L126 204L128 205ZM135 202L137 203V199H136V201L134 200V202H133V206L135 205V207H136ZM138 206H139V203H138ZM233 210L234 211L236 210V212L239 214L241 212L248 213V215H245L244 217L240 218V220H239L240 226H238L239 227L238 229L233 224V218H234V214L232 213ZM130 212H132V211H130ZM133 212H134V210H133ZM134 215H136V214H133V216ZM127 216H128V214H127ZM88 227H89V225H88ZM237 231H239V232H237ZM137 233H139V236H140L141 233L139 230ZM28 235L29 234H25L22 237L21 241L23 242L24 239ZM137 248H139V247H137ZM142 249H143V251H141V252H144L143 247H142ZM138 252H139V249H138ZM136 253H137V251H136ZM140 256H142V253H140ZM148 262L151 263V260ZM253 263L251 262V264H253Z\"/></svg>","mask_w":264,"mask_h":264},{"label":"crops","instance_id":"0c3cea01","mask_svg":"<svg viewBox=\"0 0 264 264\" xmlns=\"http://www.w3.org/2000/svg\"><path fill=\"white\" fill-rule=\"evenodd\" d=\"M263 122L260 118L259 126ZM14 264H100L87 233L67 224H48L34 229L19 246Z\"/></svg>","mask_w":264,"mask_h":264}]
</instances>
